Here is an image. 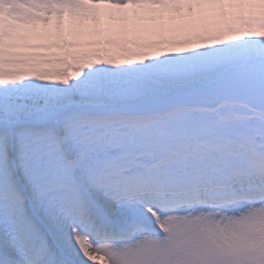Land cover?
Returning <instances> with one entry per match:
<instances>
[{"label":"snow or ice","instance_id":"6c2138e0","mask_svg":"<svg viewBox=\"0 0 264 264\" xmlns=\"http://www.w3.org/2000/svg\"><path fill=\"white\" fill-rule=\"evenodd\" d=\"M0 264H264V0H0Z\"/></svg>","mask_w":264,"mask_h":264}]
</instances>
